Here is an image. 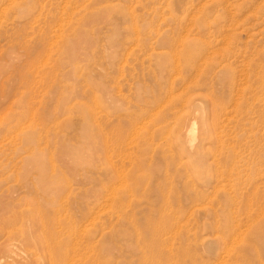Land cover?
Instances as JSON below:
<instances>
[{
  "label": "rangeland",
  "instance_id": "rangeland-1",
  "mask_svg": "<svg viewBox=\"0 0 264 264\" xmlns=\"http://www.w3.org/2000/svg\"><path fill=\"white\" fill-rule=\"evenodd\" d=\"M261 82L264 0H0L1 264H264Z\"/></svg>",
  "mask_w": 264,
  "mask_h": 264
},
{
  "label": "bare ground",
  "instance_id": "bare-ground-1",
  "mask_svg": "<svg viewBox=\"0 0 264 264\" xmlns=\"http://www.w3.org/2000/svg\"><path fill=\"white\" fill-rule=\"evenodd\" d=\"M198 61H199V60H198ZM189 62H190V61H189ZM122 71H123V70H122ZM261 83H262V82H261ZM262 85H263V83L261 84V86H262ZM262 88H264V85H263ZM171 97H172V95H171ZM171 97H170V98H171ZM182 97H183V96H182ZM185 97H186V96L184 95L183 98H185ZM164 98H165V97H164ZM166 98H167V96H166ZM168 98H169V97H168ZM173 98H175V97H173ZM186 98H187V97H186ZM188 98H190V97H188ZM178 99H179V98H178ZM178 99H176V100L180 102L181 100H178ZM170 100H171V99H170ZM186 100H187V99H186ZM186 100L182 99V102H183V101H186ZM167 101H168V99H166V102H167ZM166 102H165V103H166ZM175 102H176V101H175ZM182 102H181V103H182ZM165 103H164V104H165ZM173 103H174V101H173ZM184 103H187V102H184ZM169 104H170V103H169ZM171 105H172V104H171ZM174 105H175V103H174L173 106H172L173 108L175 107ZM183 105H184V104H183ZM158 106H159V105H158ZM169 106H170V105H169ZM169 106H168V107H169ZM180 106H181V104H180ZM185 106H186V105H185ZM185 106H183V107H185ZM168 107H167V108H168ZM170 107H171V106H170ZM170 107H169V108H170ZM161 108H162V107H161ZM173 108H172V110H173ZM178 108H180V107H178ZM214 108H215V107H214ZM176 109H177V108H176ZM180 109H181V108H180ZM172 112H173V111H172ZM175 112H177V111H175ZM170 113H171V111H170ZM161 114H163V113H161ZM172 114H173V113H172ZM177 114H178V113H177ZM159 115H160V114H159ZM172 116H173V115H172ZM174 116L177 118L179 115L177 116V115L175 114ZM174 116H173V117H174ZM179 117H180V116H179ZM180 119H181V118H180ZM182 119H183V118H182ZM175 120H176V119H175ZM178 120H179V119H178ZM165 121H166V120H165ZM174 122H175V121H174ZM176 122H177V121H176ZM193 123L195 124V122H193ZM174 124H176V123H174ZM188 124H189V121H186L184 126L186 127ZM211 125H212V124H211ZM211 125H210V126H211ZM176 126H177V125H176ZM183 131H184V130H183ZM193 132H194V129L192 128V130H190V132H189L190 134L187 135V136L189 137L191 134H193ZM183 134H184V133H183ZM184 135H186V134H184ZM191 138H192V137H191ZM48 193H49V192H48ZM49 194H50V193H49ZM49 194H48V195H49ZM8 236H9V235H8ZM20 236H21V235H20ZM36 244H37V243H36ZM2 262H3V260H2V258H1V259H0V264H1ZM183 263H184V262H183ZM66 264H67V263H66Z\"/></svg>",
  "mask_w": 264,
  "mask_h": 264
}]
</instances>
